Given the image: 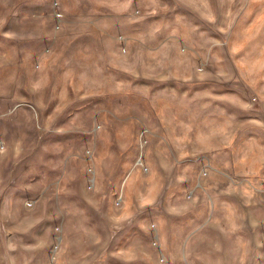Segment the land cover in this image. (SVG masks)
I'll use <instances>...</instances> for the list:
<instances>
[{
    "label": "clouds",
    "instance_id": "9594fccd",
    "mask_svg": "<svg viewBox=\"0 0 264 264\" xmlns=\"http://www.w3.org/2000/svg\"><path fill=\"white\" fill-rule=\"evenodd\" d=\"M192 3L0 0V234L12 235L4 245L9 264H31L37 251L52 246V264H84L102 258L101 236L110 235L119 249L141 229L148 243L114 252L116 264H196L205 237L196 232L185 238L172 225L197 216L203 219L201 231L216 230L207 249L220 258L216 264H255L264 258V245L245 238L242 208L228 207L226 220L219 211L208 215L209 201L221 196H241L244 206L252 203L247 184L218 189L214 172L207 171L201 176L204 191L175 199L178 174L183 170L180 187L190 179L188 158L195 157L199 167L209 154L221 157L240 127L235 117L206 121L208 106L199 108L186 98L176 97L171 107L151 103L172 86L183 91L231 79L219 59V71H201L194 78V72L176 73L157 51L174 44L176 33L167 45L161 42L172 18ZM196 4L199 24L223 34V41L210 44L231 47L237 26L245 35L264 27V0L250 5L251 12L248 0H222L220 8L213 0ZM241 15L251 26L239 22ZM192 30L206 36L195 23ZM256 79L264 76L246 77L254 90ZM133 129L147 140L141 143ZM153 136L158 143L153 144ZM222 163L229 167L226 159ZM165 216L166 223L144 227ZM84 222L95 226L87 242L81 237ZM251 227L257 229L258 223ZM25 238L37 242L23 244ZM85 245L92 250L73 259ZM16 252L19 257L9 255Z\"/></svg>",
    "mask_w": 264,
    "mask_h": 264
},
{
    "label": "rangeland",
    "instance_id": "374dc122",
    "mask_svg": "<svg viewBox=\"0 0 264 264\" xmlns=\"http://www.w3.org/2000/svg\"><path fill=\"white\" fill-rule=\"evenodd\" d=\"M166 2H169L171 7L173 0H166ZM255 3L256 0L251 1V5ZM192 4L196 7V0H193ZM213 6L214 8L223 7L222 0H213ZM247 9H249L248 12L252 11L251 7ZM225 11H227L226 8ZM241 13H244V9H241ZM255 19L256 17L252 18V20ZM238 20L246 26H251L252 21H246L244 15L238 17ZM194 23L199 26L200 32L206 34L205 37L200 36L199 32H193ZM173 33H176L174 44L157 49L162 59L170 63L172 70L176 73L194 72L197 74L194 78H198L201 71H219L217 68L219 59L222 66L226 63L227 75L231 79L215 81L214 83L218 85L216 87L205 86L195 89L189 87L183 91L178 90L176 86H172L155 95L151 102L153 107L175 106L177 104L176 97L186 98L193 101L199 108H204L205 105L208 106L205 109L207 111L206 121L213 119L218 122H230L232 117H235L240 126L232 138V147L225 149L221 157L213 158V155L209 154L206 159L199 161V167H196L195 157L188 158V164L185 167L190 170L186 173L190 179L184 183L183 187H180V175L184 174L183 170L181 174H178L175 199L180 197L187 199L196 192L204 191L201 176L207 171L214 172L218 189L227 187L229 184L233 187L247 184L254 193L251 198L252 203L244 206L241 196H221L219 201H209L208 215L219 211L226 220L228 207L235 205L242 208L246 214L245 223L248 226V235L245 238L258 240L260 244L264 245V128L261 127V125H264V100L261 99L264 80L256 79L255 90L246 81V77H255L257 74L264 76V67L260 66L264 64V27H261L259 31L245 35L243 30L237 26L236 31L230 37L231 47L223 42L210 44L208 40L223 41V34L216 30L210 31L207 27L200 25L194 9L182 8L172 18L171 29L161 45H167L168 37H171ZM234 48L237 50L233 51ZM171 93L176 95L173 96ZM204 93H209V95H204ZM241 104H249L251 107L244 109L240 107ZM208 109H211V111H208ZM221 110H223V115ZM252 121L256 123H251ZM154 123L158 125L159 121L154 120ZM142 127V125H137V128ZM133 135L134 137L139 136L141 143L147 140V137L137 132L136 129H133ZM238 140L240 142L236 144ZM152 142L153 144L158 143V136H153ZM139 155L138 150L132 155L133 163L136 162V157ZM156 158L158 159V157ZM222 159H226L229 165L228 168L223 166ZM45 164H47V161H45ZM119 174L120 171L117 170V176ZM171 195L172 193H169V196ZM80 199H84L83 194H81ZM221 205H224V207H221ZM0 207H3L2 201H0ZM216 218L219 219L220 217ZM253 221L258 223L255 230L251 227ZM166 222L167 217L165 216L145 223L144 227H147L150 223L160 224ZM202 223L203 219L197 216L188 223H174L172 231L182 234L185 238L193 233H200L201 236L205 237V242L197 253V256L201 258L197 259L196 264H216L217 259L220 258L211 255L207 251L210 242L215 239L216 230L201 231ZM5 226H9V224L6 223ZM94 231V225L87 222L82 223L81 237L85 242ZM141 232L142 229L134 232L130 240L121 244L119 249L114 246V241L110 235L101 236V239L105 242V248L101 254L102 258L85 260L84 264H116V260L112 255L114 252L148 243ZM37 236L42 238L44 230L39 231ZM116 239H119V237H116ZM7 241H12V235L10 233L7 235L0 234V264H9L8 259L4 258V245ZM36 242L35 238H25L22 241L23 244H34ZM91 250L85 245L78 253L74 254L73 259L76 258V255L83 256L84 253ZM9 255L19 257L20 253H9ZM55 255L54 246L41 249L35 253L31 264H52V257ZM174 264H180V261L176 260ZM255 264H264V258H257Z\"/></svg>",
    "mask_w": 264,
    "mask_h": 264
},
{
    "label": "crops",
    "instance_id": "0c3cea01",
    "mask_svg": "<svg viewBox=\"0 0 264 264\" xmlns=\"http://www.w3.org/2000/svg\"><path fill=\"white\" fill-rule=\"evenodd\" d=\"M251 1H252V0H249V1H248V4L246 5L247 8H250ZM191 8L195 10L196 7L192 4V7H191ZM248 10H249V9H248ZM239 142H240V140H238V142H236V144L239 143Z\"/></svg>",
    "mask_w": 264,
    "mask_h": 264
}]
</instances>
